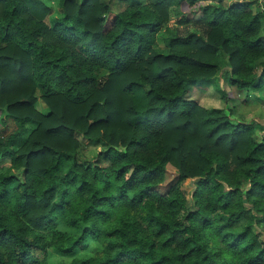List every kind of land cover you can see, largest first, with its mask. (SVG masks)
<instances>
[{
    "label": "trees",
    "instance_id": "16d2710c",
    "mask_svg": "<svg viewBox=\"0 0 264 264\" xmlns=\"http://www.w3.org/2000/svg\"><path fill=\"white\" fill-rule=\"evenodd\" d=\"M201 1L112 12L99 0H0V264L55 253L64 264H264L251 231L264 226V138H253L264 126L234 122L227 93L223 107L189 98L223 68L239 89L264 87V0L255 11ZM184 3L206 31L171 34L157 52ZM76 133L105 149L82 160ZM167 164L178 177L159 194Z\"/></svg>",
    "mask_w": 264,
    "mask_h": 264
},
{
    "label": "rangeland",
    "instance_id": "374dc122",
    "mask_svg": "<svg viewBox=\"0 0 264 264\" xmlns=\"http://www.w3.org/2000/svg\"><path fill=\"white\" fill-rule=\"evenodd\" d=\"M101 3H105L112 12H119L130 4H148L151 0H99ZM259 0H203L201 5L206 4H221L228 6L233 3H241L250 6L253 11L256 10V3ZM189 11V7L186 3L180 7L171 8V14L168 22L164 24L161 30L158 32L153 48L157 52L165 53L168 49L169 36L172 34H185L187 31L195 30L200 33H204L207 29V24L196 15L193 19L187 20L184 14ZM264 27V20L262 21ZM263 33V32H262ZM264 34V33H263ZM228 94L230 98H234V104L237 105L238 114H231L232 120L241 121H254L261 126H264V87L258 90H251L247 88L239 89L235 85L231 84L229 76L226 74L225 68L220 69L216 75L210 79L207 83L198 84L192 88L189 94V98L196 101L203 106L223 107L225 104L224 94ZM37 100L34 107L41 111L46 112V104L41 100L40 93H37ZM229 110V109H228ZM227 110V112H228ZM12 124V123H11ZM13 129V124L11 125ZM34 128V124L30 123L26 125V129L22 133V137H26L28 133ZM75 137L78 139L79 156L84 161L93 160L96 155L105 149L102 144H92L81 134L76 133ZM253 138L257 141L264 138V130L256 128L253 133ZM10 161L8 158L0 159V166H9ZM178 177L176 168L167 164L164 172L163 180L154 186V190L159 194H165L170 186L174 184ZM195 185V179L187 178L181 188L184 191L186 197V205L190 207L193 202L191 197ZM252 234L257 236V242L264 247V226L261 223H254L251 228ZM90 250H83L78 252L77 255L90 254ZM71 261L70 255H62L59 253L52 254L48 257L46 264H64Z\"/></svg>",
    "mask_w": 264,
    "mask_h": 264
}]
</instances>
